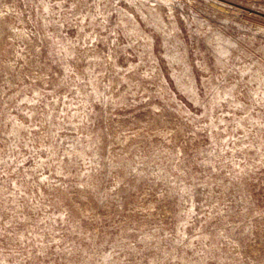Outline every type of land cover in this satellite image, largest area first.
<instances>
[{
	"label": "rangeland",
	"instance_id": "rangeland-1",
	"mask_svg": "<svg viewBox=\"0 0 264 264\" xmlns=\"http://www.w3.org/2000/svg\"><path fill=\"white\" fill-rule=\"evenodd\" d=\"M0 264H264V0H0Z\"/></svg>",
	"mask_w": 264,
	"mask_h": 264
}]
</instances>
